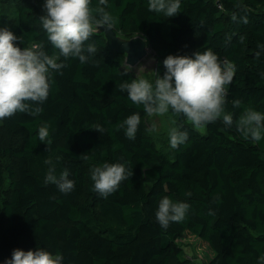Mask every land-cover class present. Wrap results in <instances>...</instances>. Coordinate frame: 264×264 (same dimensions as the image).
<instances>
[{"label":"trees","instance_id":"obj_1","mask_svg":"<svg viewBox=\"0 0 264 264\" xmlns=\"http://www.w3.org/2000/svg\"><path fill=\"white\" fill-rule=\"evenodd\" d=\"M0 3L16 5L17 21L5 26L22 36L19 47L42 45L67 65L62 74L52 73L41 114L0 120V264L14 249L37 247L62 255V264H194L178 242L186 230L210 245L207 264H258L264 255V134L259 142L246 140L235 123L227 127L221 120L196 128L178 113L177 130L188 139L175 149L169 138L167 148L157 147L143 106L118 90L139 78L103 36L85 42L96 49L88 63L65 60L40 27L44 0ZM98 3L91 0V7ZM106 10L128 37H164L156 49L161 76L169 55L211 49L234 63L226 111L234 122L248 108L264 113V0H181L171 18L149 11V0H107ZM237 99L241 105L234 108ZM136 112L141 121L129 140L120 125ZM41 126L49 129V146L39 140ZM49 158L53 165L44 163ZM105 162L133 171L107 198L93 191L91 179L93 167ZM53 166L57 177L69 172L74 191L64 194L45 183ZM164 197L190 205L185 219L167 229L155 215Z\"/></svg>","mask_w":264,"mask_h":264},{"label":"clouds","instance_id":"obj_2","mask_svg":"<svg viewBox=\"0 0 264 264\" xmlns=\"http://www.w3.org/2000/svg\"><path fill=\"white\" fill-rule=\"evenodd\" d=\"M107 0H99L91 7V0H44V15L40 17L43 29L50 44L59 50L65 60L78 58L81 63H88L95 46L86 41L100 28H111L114 17L106 10ZM181 0H149V11L163 12L168 17L179 14ZM235 18V17H234ZM246 22V20H245ZM23 44L22 36H17L9 27H0V120L11 118L17 113L37 116L43 112L42 105L49 96L50 78L53 72H59L67 65L57 62L58 57L49 56L42 45L19 47ZM259 55V53L257 54ZM166 69L163 76L156 72L154 84L148 79L139 78L119 84L118 90L126 92L136 105H142L149 116H162L171 108L182 114L196 127L221 120L227 127L235 123L237 131L244 139L259 142L264 134V113L252 108L246 109L234 122L233 115L226 111L228 86L232 83L236 67L227 60L221 61L211 49L195 51L192 56L169 55L163 61ZM234 108H239L240 100L231 101ZM139 112L129 115L120 128L129 140H134L140 125ZM155 130V128H153ZM170 147L175 149L188 139L186 131L171 128L169 131ZM41 143L49 146L51 140L47 126H41L38 132ZM47 141V143H45ZM86 158V157H85ZM59 157H57V160ZM53 165L52 159L44 161ZM133 176L132 169L123 163H103L94 166L91 179L93 191L107 198L115 193L121 183ZM45 183H52L64 194L75 189V182L69 179V172L55 175V167H50ZM191 195V193H186ZM190 205L186 202H173L164 197L159 201L156 220L167 229L171 223L182 222ZM211 215L212 212L210 211ZM63 256L53 255L42 247L24 251L14 249L5 264H62ZM264 264V255L258 259Z\"/></svg>","mask_w":264,"mask_h":264},{"label":"rangeland","instance_id":"obj_3","mask_svg":"<svg viewBox=\"0 0 264 264\" xmlns=\"http://www.w3.org/2000/svg\"><path fill=\"white\" fill-rule=\"evenodd\" d=\"M18 11L13 3H0V27L17 21ZM42 28V26H40ZM164 43L162 35L157 36L154 40H149V54L147 58L132 71L138 78L148 79L154 84L156 72L160 74L162 70V59L156 49ZM1 122V121H0ZM148 133L154 140L157 147L167 148V139L171 128H178V113L169 109L162 116L146 117ZM155 128V130H153ZM11 142V140H8ZM15 141L13 140L12 143ZM178 242L184 247L185 254L191 258L194 264H207L213 257V250L210 245L194 233L186 230L178 239Z\"/></svg>","mask_w":264,"mask_h":264},{"label":"water","instance_id":"obj_4","mask_svg":"<svg viewBox=\"0 0 264 264\" xmlns=\"http://www.w3.org/2000/svg\"><path fill=\"white\" fill-rule=\"evenodd\" d=\"M94 34L103 36L107 48L123 56L122 65L127 69L133 70L138 67L149 54V42L141 34L128 37L114 26L100 28Z\"/></svg>","mask_w":264,"mask_h":264},{"label":"built area","instance_id":"obj_5","mask_svg":"<svg viewBox=\"0 0 264 264\" xmlns=\"http://www.w3.org/2000/svg\"><path fill=\"white\" fill-rule=\"evenodd\" d=\"M221 7V5H219Z\"/></svg>","mask_w":264,"mask_h":264}]
</instances>
